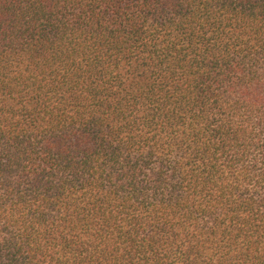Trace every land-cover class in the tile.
Returning <instances> with one entry per match:
<instances>
[{"label": "trees", "instance_id": "obj_1", "mask_svg": "<svg viewBox=\"0 0 264 264\" xmlns=\"http://www.w3.org/2000/svg\"><path fill=\"white\" fill-rule=\"evenodd\" d=\"M0 264H264V0H0Z\"/></svg>", "mask_w": 264, "mask_h": 264}]
</instances>
